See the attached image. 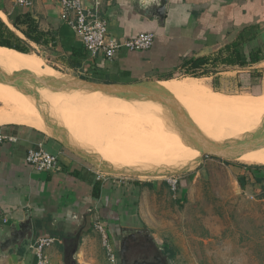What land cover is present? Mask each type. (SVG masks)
<instances>
[{
  "label": "crops",
  "instance_id": "crops-1",
  "mask_svg": "<svg viewBox=\"0 0 264 264\" xmlns=\"http://www.w3.org/2000/svg\"><path fill=\"white\" fill-rule=\"evenodd\" d=\"M161 1L103 0L101 16L114 38L122 41L141 34L155 36L150 49L123 50L113 60L85 52L81 36L55 0H33L31 7L24 8L13 0H0V19L27 46L28 41L44 49L53 67L93 82L151 81L162 86L174 80L169 77L181 72L186 59L221 52L227 55V48L232 52L237 50L235 46L246 56L254 52L263 58L246 71L234 72L240 73L245 86L254 81L257 66L264 65V0H168L164 20L158 16ZM26 17L38 30L31 32L38 43L23 34L29 30L27 24L20 23ZM184 78L175 80L183 84L187 82ZM192 79L201 83L207 80ZM0 100L2 108L4 102ZM10 116L11 112L2 108L0 120ZM0 133L7 138L0 144V264H37L32 247L44 236L55 240L47 250L51 264H108L104 238L96 226L104 227L118 252L121 231L136 229L126 227L125 217L135 216L144 184L105 178L104 171L89 162L87 152L72 144L67 146L30 123L6 121L0 124ZM40 148L59 159L60 171L39 172L28 164L29 152ZM239 170L250 175L257 194L264 196V167ZM95 173L104 180L99 181ZM12 231L17 235L10 237ZM7 240L13 243L2 249Z\"/></svg>",
  "mask_w": 264,
  "mask_h": 264
},
{
  "label": "rangeland",
  "instance_id": "rangeland-1",
  "mask_svg": "<svg viewBox=\"0 0 264 264\" xmlns=\"http://www.w3.org/2000/svg\"><path fill=\"white\" fill-rule=\"evenodd\" d=\"M7 37L12 45L27 48L26 52L30 54L37 55L35 49L41 54L38 57L52 66L44 49L33 45L27 46L26 43ZM27 43L30 44L28 41ZM53 68L61 72L64 79L77 77L76 74ZM210 68L208 73L202 72L204 76L202 78L207 80L198 82L202 85L208 83L221 97L234 100L237 97L259 98L264 95V65L257 66L258 76L246 86L243 81L241 82L240 73L234 74V72L246 71L248 67L231 69L225 64H219L217 68ZM3 72L15 74L19 71ZM175 77L180 79L191 76L183 75L181 70L173 76ZM9 86L0 82V93L3 87ZM26 87L36 90L29 84ZM258 93L261 94L253 95ZM183 94L177 101L194 124L208 119L218 120L223 124L231 122L238 127H246L247 122L264 125L262 109L233 113L229 112L226 106L208 103L209 99L202 96L197 99V94H195L197 97H193L194 93ZM80 104L79 106L85 105L91 109L88 112L89 116L83 115L84 117L109 126L106 128L118 125L141 132L143 131L141 129H146L148 120L171 122L170 126L175 123L171 112L165 106L152 101L112 102V104L101 102L95 106L86 102ZM1 106L0 100V111ZM161 109L163 111H160ZM46 117L49 123L61 129L59 131L62 134H68L69 131L63 127L58 118L50 116L48 112ZM89 159L95 167L103 169L105 178L144 184V195H141L140 200L138 199L137 208L133 211L135 216L132 218L126 214L125 225L136 229L141 227L150 229L164 251L173 256L170 259L171 264H264V197L257 194L250 175L242 174L239 170L244 166L262 168L264 165H251L239 159L226 160L204 156L182 171L161 176L140 177L136 173L108 172L110 166L106 163L102 165V161L91 153ZM95 175L99 181L104 180L97 173ZM241 179H244V184L241 183ZM148 184L153 186L151 190Z\"/></svg>",
  "mask_w": 264,
  "mask_h": 264
},
{
  "label": "bare ground",
  "instance_id": "bare-ground-1",
  "mask_svg": "<svg viewBox=\"0 0 264 264\" xmlns=\"http://www.w3.org/2000/svg\"><path fill=\"white\" fill-rule=\"evenodd\" d=\"M1 16L6 20L4 15L1 14ZM0 69L11 71L10 73L28 71L39 77L64 79L61 72L37 55L25 54L4 47H0ZM185 79L187 82L183 84L171 80L162 86L171 94L194 93L193 97H197L195 95L197 94V99L202 96V98L209 99L208 103L226 106L225 108L233 113L264 110V95L259 98L243 96L227 100L224 98L225 96L221 97L205 85L197 83V80ZM2 90L0 93V98L4 102L2 108L11 112V116L4 117L0 120V124L6 121H23L43 128L51 136L60 138L67 146L72 144L73 147L87 150L88 159L89 153L93 154L100 159L99 161H102L101 163L108 164L112 172L136 173L140 177L161 176L185 170L194 165L201 157V153L195 148L194 143L176 123L170 126L171 122L148 120L146 129L141 132L118 125L106 128L109 126L84 117L89 116L88 112L91 110L89 106H79L80 102L95 106L101 102L112 104V102L131 101L102 92L86 90L54 92L43 88L36 94H29L15 86L3 87ZM45 111L50 116L58 118L63 127L69 131L68 134L58 132L54 124L47 122V112L45 114ZM224 116L226 115L224 114ZM225 123L205 119L194 125L204 137L217 143L240 140L255 133L264 134V127L261 128L264 125H258L255 122H247L246 127H238L231 122ZM239 160L251 165H264V148L247 153Z\"/></svg>",
  "mask_w": 264,
  "mask_h": 264
},
{
  "label": "water",
  "instance_id": "water-1",
  "mask_svg": "<svg viewBox=\"0 0 264 264\" xmlns=\"http://www.w3.org/2000/svg\"><path fill=\"white\" fill-rule=\"evenodd\" d=\"M167 2L168 0L161 1V6L158 10V16L161 20H164L165 18ZM28 46H30V44H28ZM34 52L37 56H41V54L35 49ZM0 82L10 86H15L29 94H36L38 90L43 88L54 92L86 90L92 92H102L104 94L128 101H152L160 103L171 112L174 122L194 143L195 148L201 153V157H216L220 159L233 160L240 159L247 153L264 148V134L262 133H255L248 138L235 140L233 142L227 141L224 143H217L208 140L194 125L177 99L156 82L148 81L133 84H107L93 82L77 77L72 79L39 77L28 71L7 75L1 69ZM27 84L32 85L36 90L28 89L26 87ZM59 130L61 129H58L57 127L58 132ZM89 162L91 163L90 160ZM109 172H112V170L109 169ZM124 232L128 235L125 237L118 236L119 264H171L169 254L165 253L163 246L158 243L150 229L127 228ZM16 235L17 233L15 231L13 233L12 231L10 237ZM138 236H142V239L139 242L137 238ZM131 241H134L136 245L132 246ZM12 243V240L4 241L1 248L3 249L8 247Z\"/></svg>",
  "mask_w": 264,
  "mask_h": 264
},
{
  "label": "built area",
  "instance_id": "built-area-1",
  "mask_svg": "<svg viewBox=\"0 0 264 264\" xmlns=\"http://www.w3.org/2000/svg\"><path fill=\"white\" fill-rule=\"evenodd\" d=\"M64 11V15L74 32L81 36L84 50L91 56H103L107 60H113L123 50L146 51L154 43V34H141L133 38L118 40L110 31L108 22L101 16L103 0H55ZM20 7H31L33 0H13ZM7 138L0 133V144ZM28 164L39 172H58L61 165L59 159L45 151L43 148L31 150L27 156ZM262 191L264 192V186ZM103 236L104 246L107 252L108 264H119L117 250L108 240L105 229L101 225L96 226ZM55 240L52 237H41L32 247L37 258V264H51L47 256V250L53 246Z\"/></svg>",
  "mask_w": 264,
  "mask_h": 264
},
{
  "label": "trees",
  "instance_id": "trees-1",
  "mask_svg": "<svg viewBox=\"0 0 264 264\" xmlns=\"http://www.w3.org/2000/svg\"><path fill=\"white\" fill-rule=\"evenodd\" d=\"M20 23H24L28 25L29 30L23 31V34L25 35V37L34 43H38L39 42L38 39L31 35V32H34V33L38 32L33 22L28 17H26L25 20ZM6 35L24 44V42L20 40L15 34H13L8 29V27L5 25V23L0 19V47L13 49L21 53H25V54H30V52H26L27 48L12 45ZM235 47H237V50L232 51V52H230V49L228 47L226 56H224L223 52H221L220 55L217 54V56L215 55L213 57L211 56V57H198V58L186 59L181 66L183 75H188V76H191V78L200 79L204 77L203 74H206L209 72V67H211L210 69L217 68L219 64H225L227 66L237 65L239 67H248L249 65L259 63L263 59L261 56H259V54L254 53V52H251L249 56H246V54H244L243 52L242 53L240 52V50L238 49V46H235ZM173 76L174 75L170 76L169 78L176 79V77L173 78ZM170 79H164V80H170ZM260 94L261 93L253 94V95L258 96ZM244 168L251 169V167H247V166H244ZM259 181H261V179H259ZM241 183L244 184V179H241ZM148 185L151 187V184H148ZM95 192L98 193V189H96Z\"/></svg>",
  "mask_w": 264,
  "mask_h": 264
},
{
  "label": "flooded vegetation",
  "instance_id": "flooded-vegetation-1",
  "mask_svg": "<svg viewBox=\"0 0 264 264\" xmlns=\"http://www.w3.org/2000/svg\"><path fill=\"white\" fill-rule=\"evenodd\" d=\"M139 229H146V228H142V227H141V228H139ZM127 235H128V234L125 233L124 230H122L121 233H120V237H125V236H127ZM137 238H138V242H139V241H141L142 236H138ZM131 244H132V246L136 245V243H135L134 241H131ZM165 253H166V252H165ZM167 254H168V253H167Z\"/></svg>",
  "mask_w": 264,
  "mask_h": 264
}]
</instances>
